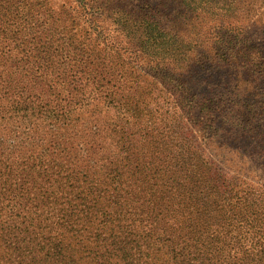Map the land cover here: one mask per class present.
I'll list each match as a JSON object with an SVG mask.
<instances>
[{
    "label": "trees",
    "instance_id": "16d2710c",
    "mask_svg": "<svg viewBox=\"0 0 264 264\" xmlns=\"http://www.w3.org/2000/svg\"><path fill=\"white\" fill-rule=\"evenodd\" d=\"M233 2L0 0V264H264V141L239 144L264 132V0Z\"/></svg>",
    "mask_w": 264,
    "mask_h": 264
},
{
    "label": "rangeland",
    "instance_id": "374dc122",
    "mask_svg": "<svg viewBox=\"0 0 264 264\" xmlns=\"http://www.w3.org/2000/svg\"><path fill=\"white\" fill-rule=\"evenodd\" d=\"M256 0H234L232 4V9L229 12V15L232 14V16H236V12L238 14H245V11L242 12V10L245 8L247 3H254ZM242 12V13H241ZM221 17L219 16H206L201 17L199 22V31L204 34L206 38L214 37L218 31H220L219 27L221 24ZM224 25V24H223ZM201 29V30H200ZM251 31V38L255 43L262 42L261 39L264 37V27L261 28V30H256L254 26H252V29H249ZM198 31V32H199ZM263 43V42H262ZM264 50V47H263ZM255 68V67H254ZM257 69V68H255ZM262 91H258V96L256 97V100L259 98H262L264 95H261ZM264 108V107H263ZM259 109L261 116L260 118L264 121V109ZM198 120V115L193 114V119H190L189 122H192L193 132L196 133L198 130V125H195L194 122ZM260 122V121H259ZM197 134V133H196ZM264 141V132L260 134L255 140H243L241 139L239 144L244 145V147H248L250 149H258L261 148V143ZM252 147H249V145ZM197 145L201 147L205 152V157L211 158V160L215 163L216 166H218L220 172L226 173L229 177H234L237 179L238 183L245 184L243 185V188L247 187L250 191L257 190V188L261 184L259 182H263L259 179V177H255L254 173H251V176L246 177V169L249 167V163L245 162V160L248 157L249 154H244L242 150L236 151L235 147H239L236 144H233V141H224L222 138L217 141V143H209L206 141L204 142L203 138L198 135L197 138ZM253 152V151H251ZM256 161H258L256 159ZM243 162V163H242ZM259 166V165H258ZM258 166L256 168H258ZM257 205L259 206V209L261 210V207H263L264 210V194H261V196L258 198Z\"/></svg>",
    "mask_w": 264,
    "mask_h": 264
}]
</instances>
